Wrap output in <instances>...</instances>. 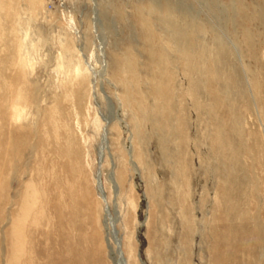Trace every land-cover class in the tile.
<instances>
[{"label":"rangeland","instance_id":"rangeland-1","mask_svg":"<svg viewBox=\"0 0 264 264\" xmlns=\"http://www.w3.org/2000/svg\"><path fill=\"white\" fill-rule=\"evenodd\" d=\"M263 18L0 0V264H264Z\"/></svg>","mask_w":264,"mask_h":264},{"label":"bare ground","instance_id":"bare-ground-1","mask_svg":"<svg viewBox=\"0 0 264 264\" xmlns=\"http://www.w3.org/2000/svg\"><path fill=\"white\" fill-rule=\"evenodd\" d=\"M112 254L114 255V262H113L114 264H126L125 260L121 257V254L116 247L114 249V252H112Z\"/></svg>","mask_w":264,"mask_h":264}]
</instances>
